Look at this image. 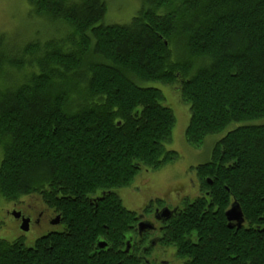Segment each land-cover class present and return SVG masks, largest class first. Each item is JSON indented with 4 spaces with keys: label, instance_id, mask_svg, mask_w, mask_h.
<instances>
[{
    "label": "trees",
    "instance_id": "trees-1",
    "mask_svg": "<svg viewBox=\"0 0 264 264\" xmlns=\"http://www.w3.org/2000/svg\"><path fill=\"white\" fill-rule=\"evenodd\" d=\"M26 1L32 36L0 32V196L38 194L64 227L32 246L0 238V264H147L120 250L132 212L112 194L95 210L81 199L177 157L164 147L175 117L141 82L178 84L193 146L264 118V0H138L127 24L105 22V0ZM197 174L214 179L215 200L232 196L249 228L179 213L164 242L189 252L187 264H264V124L229 130ZM186 222L198 244L186 245Z\"/></svg>",
    "mask_w": 264,
    "mask_h": 264
},
{
    "label": "rangeland",
    "instance_id": "rangeland-1",
    "mask_svg": "<svg viewBox=\"0 0 264 264\" xmlns=\"http://www.w3.org/2000/svg\"><path fill=\"white\" fill-rule=\"evenodd\" d=\"M105 1L107 3V11L104 19L108 24L129 23L139 8L138 0ZM29 8L26 0H0V32H4L8 38L18 39V43L27 40L28 35L33 29L32 23L34 22L28 18ZM37 28L39 29L38 32L44 30V25H42L41 21L40 25L35 24V29ZM31 36L29 35V38ZM140 85L159 89L164 97L162 104L171 109L175 117V124L172 128L170 140L164 143V147L166 150L175 151L177 157L165 163L157 171H152L142 166L129 185L118 189L124 206L136 213L141 212L149 202L156 199H162L165 204L170 201H176L177 195L182 193L179 191L184 189L181 186L179 187L177 183L184 182V178L187 177L186 171H190L191 166L207 161L210 158L214 143L229 130L247 123L264 124V118L241 123L232 122L221 132L205 137L204 142L200 146H193L185 138V130L189 123L190 113L189 106L180 100L179 89H176L178 84L168 85L161 82H141ZM24 199L34 209L45 207L37 195ZM6 202L0 196V238L12 241L17 237H21L26 246H32L37 237L52 229L50 214L47 213L46 220L41 227L33 225L27 233L20 231L15 222L7 214ZM30 211L34 214L36 212V210ZM56 229L61 230L62 226ZM159 249L160 246H156L152 249L151 254L147 252L145 258L148 257L152 260L155 254H158L159 258H166L167 254L162 255ZM174 261L183 264V260L181 259L175 258Z\"/></svg>",
    "mask_w": 264,
    "mask_h": 264
},
{
    "label": "flooded vegetation",
    "instance_id": "flooded-vegetation-1",
    "mask_svg": "<svg viewBox=\"0 0 264 264\" xmlns=\"http://www.w3.org/2000/svg\"><path fill=\"white\" fill-rule=\"evenodd\" d=\"M208 161H210V158L207 161L191 166L190 171H186L187 177L184 178V182L177 183L179 187L181 186L184 189L179 191L182 192L181 194L178 192L179 194L177 195V199H175L176 201H170L165 204L162 199H156L149 202L141 212L139 211L136 213L124 206L118 193V189L122 187H113L107 190H96L86 194V196L81 200L86 201L84 203H87L86 205H89L91 209L95 210L109 203L110 199L108 197L110 196L108 195L112 194L115 198L113 197L114 199L111 201L119 200L123 208L133 213V223L130 225V231L123 235V240L120 243L122 244L120 248L121 251L137 252L138 256L143 258L147 264H179L178 261H174L175 258L181 259L183 260V264H187L189 252L187 253V257L181 258L177 255L176 248L171 246L172 244L164 242L165 228L179 213H181L182 217L186 220H188L192 214H195L198 219L205 221L217 220V218L220 219L221 217L225 229L233 234L241 228H249V225L245 222L243 212V221L239 226H237L236 221H229L227 219L226 211L235 201L232 196H230L228 203L226 199L223 202H219L217 199L215 200L212 198L211 194L213 190L212 188L215 185L214 179L209 176H205L203 182L199 179L197 167L207 163ZM145 168L152 170L148 167ZM160 168L152 171H157ZM33 195H37L45 207L34 209L33 206L31 207L27 204V201L25 202L24 198H29ZM6 201L5 207L7 208L8 216L15 222L17 228L24 233H27L33 225L41 227L46 220V214H50V224L52 229L37 237L35 241L49 232L61 231L64 227L60 213H58L54 208L49 207L38 194H24L14 200ZM164 209H167V211L163 214ZM30 210H36L35 214ZM23 220H26V229L21 228ZM142 222L148 225L150 224L151 227L149 225V227L146 226L142 228L144 225ZM140 224H142L141 227L139 226ZM61 226V230L56 229ZM183 233L187 246L190 244H198V241L201 239L199 231H197V225H185ZM12 241H22L24 243L21 237H17ZM101 241L106 243L103 238H99V240L96 241L97 248H104L107 245L105 244L104 246H100L99 244ZM156 246H160L159 250L161 254H167V257L159 258L158 254H155L153 255L152 260L148 257L145 258L147 252H150L151 254L152 249ZM121 254L122 253H120V256Z\"/></svg>",
    "mask_w": 264,
    "mask_h": 264
},
{
    "label": "water",
    "instance_id": "water-1",
    "mask_svg": "<svg viewBox=\"0 0 264 264\" xmlns=\"http://www.w3.org/2000/svg\"><path fill=\"white\" fill-rule=\"evenodd\" d=\"M166 211H167V209H164L163 214L166 213ZM226 217L229 221H232V220L236 221L237 226H239L242 223V221H243L242 211H241V208L237 202L234 201L232 203L231 207L226 211ZM142 223H144V222H142ZM149 225L144 223L143 226H142V224H140L139 226L140 227L142 226V228H143L146 226L149 227ZM150 227H151V225H150ZM21 228L26 229V220H23ZM142 228H140V229H142ZM105 244L106 243L104 241H101L99 245L104 246Z\"/></svg>",
    "mask_w": 264,
    "mask_h": 264
},
{
    "label": "bare ground",
    "instance_id": "bare-ground-1",
    "mask_svg": "<svg viewBox=\"0 0 264 264\" xmlns=\"http://www.w3.org/2000/svg\"><path fill=\"white\" fill-rule=\"evenodd\" d=\"M22 21V20H21ZM57 65V64H56ZM185 258V257H184Z\"/></svg>",
    "mask_w": 264,
    "mask_h": 264
}]
</instances>
